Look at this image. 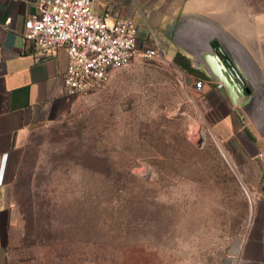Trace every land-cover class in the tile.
<instances>
[{"label":"rangeland","instance_id":"374dc122","mask_svg":"<svg viewBox=\"0 0 264 264\" xmlns=\"http://www.w3.org/2000/svg\"><path fill=\"white\" fill-rule=\"evenodd\" d=\"M183 78L162 61L133 63L30 135L14 263H230L248 193L218 142L189 124Z\"/></svg>","mask_w":264,"mask_h":264},{"label":"crops","instance_id":"0c3cea01","mask_svg":"<svg viewBox=\"0 0 264 264\" xmlns=\"http://www.w3.org/2000/svg\"><path fill=\"white\" fill-rule=\"evenodd\" d=\"M37 1L0 0V264H23L14 263L24 235L15 187L26 141L67 114L73 99L64 84L67 49L40 51L24 38ZM94 10L133 19L139 47H162L164 57L153 60L183 74L196 113L189 124L218 142L248 193L246 231L227 264H264V0H95ZM216 42L243 77L244 91ZM198 81L204 82L201 90Z\"/></svg>","mask_w":264,"mask_h":264},{"label":"built area","instance_id":"2783aa9c","mask_svg":"<svg viewBox=\"0 0 264 264\" xmlns=\"http://www.w3.org/2000/svg\"><path fill=\"white\" fill-rule=\"evenodd\" d=\"M94 4L95 0H38L35 12L25 22L24 38L36 49H67L64 84L71 98L85 97L105 87L115 71L137 58L164 57L162 47H139L138 25L133 19L117 17L111 11L98 14ZM203 85L198 81L195 86L201 90Z\"/></svg>","mask_w":264,"mask_h":264},{"label":"water","instance_id":"95a60500","mask_svg":"<svg viewBox=\"0 0 264 264\" xmlns=\"http://www.w3.org/2000/svg\"><path fill=\"white\" fill-rule=\"evenodd\" d=\"M215 45H216V48L218 49V51L220 52L223 64L225 65V67L229 71L231 77L235 80V82L238 84V86L244 91L245 90V81H244L243 77L241 76V74L239 73L237 68L235 67L234 63L232 62V60L230 59L228 54L220 46V44L218 42H216Z\"/></svg>","mask_w":264,"mask_h":264},{"label":"trees","instance_id":"16d2710c","mask_svg":"<svg viewBox=\"0 0 264 264\" xmlns=\"http://www.w3.org/2000/svg\"><path fill=\"white\" fill-rule=\"evenodd\" d=\"M176 62L179 63V58H178V61H176ZM185 67L188 68V69H190V70H192L189 63H186Z\"/></svg>","mask_w":264,"mask_h":264}]
</instances>
